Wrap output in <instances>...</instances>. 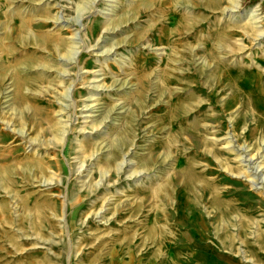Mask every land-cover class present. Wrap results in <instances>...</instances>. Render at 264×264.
Here are the masks:
<instances>
[{
    "label": "rangeland",
    "instance_id": "rangeland-1",
    "mask_svg": "<svg viewBox=\"0 0 264 264\" xmlns=\"http://www.w3.org/2000/svg\"><path fill=\"white\" fill-rule=\"evenodd\" d=\"M1 145L0 264H264V0H0Z\"/></svg>",
    "mask_w": 264,
    "mask_h": 264
},
{
    "label": "bare ground",
    "instance_id": "bare-ground-1",
    "mask_svg": "<svg viewBox=\"0 0 264 264\" xmlns=\"http://www.w3.org/2000/svg\"><path fill=\"white\" fill-rule=\"evenodd\" d=\"M26 27H24V25H20V27L18 28L19 29V31H20V35H21V31L23 32V31H26V29H25ZM19 35V36H20ZM23 37V36H22ZM21 38V37H20ZM22 85V82L21 81H16V86L18 87L17 88V92H20V86L19 85ZM23 86V85H22ZM23 89V88H22ZM21 93V92H20ZM21 97V96H20ZM0 147H2V145L0 146ZM3 149V148H2Z\"/></svg>",
    "mask_w": 264,
    "mask_h": 264
},
{
    "label": "crops",
    "instance_id": "crops-1",
    "mask_svg": "<svg viewBox=\"0 0 264 264\" xmlns=\"http://www.w3.org/2000/svg\"><path fill=\"white\" fill-rule=\"evenodd\" d=\"M213 256H214V255H213ZM213 256H212V255H206L207 261L210 262L211 259L214 261ZM197 262H200L201 264H207V263L205 262V260H203V259H199Z\"/></svg>",
    "mask_w": 264,
    "mask_h": 264
}]
</instances>
